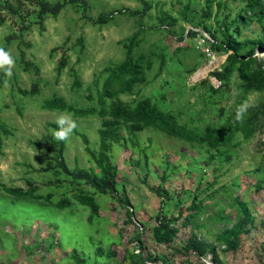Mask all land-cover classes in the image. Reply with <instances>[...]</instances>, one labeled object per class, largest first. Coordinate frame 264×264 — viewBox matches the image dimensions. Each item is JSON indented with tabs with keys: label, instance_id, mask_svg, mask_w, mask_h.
I'll use <instances>...</instances> for the list:
<instances>
[{
	"label": "rangeland",
	"instance_id": "rangeland-1",
	"mask_svg": "<svg viewBox=\"0 0 264 264\" xmlns=\"http://www.w3.org/2000/svg\"><path fill=\"white\" fill-rule=\"evenodd\" d=\"M144 2L147 6L140 0H66L56 18H46L43 30L29 18L8 19L0 27V45L13 57L10 73L3 71L5 65L0 68V126L8 131L0 128V264H74L73 249L89 264H129L127 252L139 251L164 258L168 264H211L210 257L184 252L191 232L213 243L225 264H264V116L252 136L245 139L238 131L219 151L169 138L151 128L138 134L135 149L121 123L111 136L105 119L98 115L78 117L42 108L53 96L77 109L98 108L105 69L124 60L125 45L135 35L134 55L146 58L145 84L135 87L137 93L119 98L131 103L149 97L160 109L173 113L179 123L206 137L221 135L235 107L237 80L232 77L228 88L212 87L210 73L220 68L226 54L212 53L207 34L193 28L180 13L188 5L191 16L198 19L205 9L204 0ZM242 5V0H215L207 25L212 30L221 28L225 17ZM161 13L176 19L171 32L160 23ZM99 16L110 18L98 23ZM245 22L240 27L242 38L263 35L253 21ZM23 26L28 29L21 32ZM192 28L197 33L190 37ZM9 36L14 37L7 42ZM257 56L264 62V53L258 51ZM61 57L65 64L59 73ZM33 87L32 95L20 92ZM262 98L252 93L246 105ZM60 118L75 123L63 153L69 168L100 174L76 131L86 136L87 146L114 174L115 192L99 194L76 186L65 174L43 171L53 165L41 147L44 139L59 140L56 130L46 125ZM139 150H144L146 159ZM28 182L35 194L51 195L52 203L64 199L70 205L58 210L44 201H13L3 190H27ZM149 188L164 191L163 198ZM77 190L89 191L96 207L77 203ZM122 198L128 199L131 222L119 204ZM237 203L245 204L253 220L240 235L238 249L228 251L216 235L238 219ZM160 209L161 220L174 233L167 244L154 238ZM97 249L114 252V257H100Z\"/></svg>",
	"mask_w": 264,
	"mask_h": 264
},
{
	"label": "trees",
	"instance_id": "trees-1",
	"mask_svg": "<svg viewBox=\"0 0 264 264\" xmlns=\"http://www.w3.org/2000/svg\"><path fill=\"white\" fill-rule=\"evenodd\" d=\"M66 1V0H65ZM65 1H56L51 3L47 0H0V27H2L8 19H20L25 21L27 18L31 22L39 25L44 29V22L47 17L56 18L65 5ZM142 1L146 6L147 3ZM243 5L235 13L229 14L222 22L221 28L212 30L206 21L212 14V6L215 0H204L205 9L201 12L199 18L191 16L189 6H185L180 12L184 20L193 28H200L207 34V44L212 53L221 52L226 54V58L220 68L215 69L210 73V77H216L222 82L221 87L228 88L231 78L235 77V84L238 90V96L235 102V107L231 112L228 121L234 123L229 124L218 137H206L204 134L198 133L195 128H190L186 123H179L176 116L160 109L149 97H141L133 100L131 103L124 102L119 98V95L134 94L135 87L138 84H145L143 61L146 60L143 55H134L135 35L129 39L125 45L124 60L112 67L105 69L107 73L106 79L102 85L101 92L98 94V108L77 109L70 105L62 97L53 96L51 99L43 102L42 108L49 111H60L72 113L78 117L88 115H98L105 119V125L109 135H113L118 131V124L121 123L125 129V134L132 148L139 147L138 134L147 128H151L169 137L182 140L184 142H197L206 144L210 148L219 151L223 146L231 142L234 133L240 131L245 139L249 138L256 132V124L261 116H264V62L257 56L259 51L264 53V33L260 38H242L240 36V27L246 25V19L253 21L262 31H264V0H242ZM110 16V15H109ZM109 16H99L97 22H106ZM190 16V17H188ZM109 17V18H108ZM159 21L164 27L171 32L175 27L176 19L170 15L161 13ZM162 28V26H161ZM190 29V37L196 35L194 29ZM28 26H23L20 31H26ZM14 36L6 38L7 42ZM65 64V58L61 57L57 71L60 73ZM150 63L147 66L150 67ZM0 64V68L3 67ZM26 66H30L29 64ZM193 71V70H192ZM202 83H207L203 80ZM212 89V87L210 88ZM23 94H34L32 91H20ZM213 92H216L213 90ZM252 93L261 94L263 98L255 105H248L242 119L236 118L237 110L247 103L248 96ZM109 99V100H107ZM48 128L56 131L60 129L59 123H48ZM65 127V126H64ZM0 128L5 133L3 124ZM75 135L82 139L85 144V150L93 159L96 168L100 170V174L89 173L85 170L74 168L71 169L67 165L63 153L65 151V141L56 140L52 136H47L44 139L42 149L47 154V160L52 161L53 165L46 166L43 171H52L54 175L60 173L65 174L71 182L76 186L84 185L88 189L95 190L99 194H105L108 191H116V181L113 173L105 169L101 158L95 154L88 145V139L84 134L75 131ZM146 159L144 150H139ZM29 188L23 190L21 188H6L3 190L14 200L29 199L33 201H44L52 207L62 210L70 205L67 200H60L56 203L51 202V195L41 196L35 194V188L28 182ZM150 192L163 198L164 191L159 189L149 188ZM78 194L74 195V199L82 207L94 209L96 207L95 199L86 190H77ZM15 198V199H14ZM127 215L128 221H132V213L129 210V202L127 198L119 199ZM161 205L163 201L161 200ZM239 208V217L230 228H225L216 235V241L224 244L225 249L237 250L239 247L240 235L247 232L246 225L251 223V217L247 207L243 203H237ZM156 226L154 228V238L158 243L167 244L173 238V230L168 222L161 220V209L155 217ZM185 253H193L198 258L206 259L210 257L212 264H225L218 255L217 248L213 243H208L191 232L188 243L183 248ZM97 254L100 257H114V252L104 253L97 249ZM129 264H168L164 258L152 257L151 255H143L141 251L127 252ZM71 260L74 264H89L87 259L80 255L75 249L72 250Z\"/></svg>",
	"mask_w": 264,
	"mask_h": 264
},
{
	"label": "clouds",
	"instance_id": "clouds-1",
	"mask_svg": "<svg viewBox=\"0 0 264 264\" xmlns=\"http://www.w3.org/2000/svg\"><path fill=\"white\" fill-rule=\"evenodd\" d=\"M12 61H13V57L9 54V51L3 47L2 45H0V64L5 65V67L3 68V71L6 73H10L12 70ZM247 108V105H242L236 112V118L242 119L243 118V114L245 112ZM59 125L61 126L60 129L58 131H56L55 135L56 138L59 140H64L68 137V135L71 133L72 129L75 128V123H70L65 120L64 118H60L58 120ZM65 124H69L68 127H64Z\"/></svg>",
	"mask_w": 264,
	"mask_h": 264
},
{
	"label": "built area",
	"instance_id": "built-area-1",
	"mask_svg": "<svg viewBox=\"0 0 264 264\" xmlns=\"http://www.w3.org/2000/svg\"><path fill=\"white\" fill-rule=\"evenodd\" d=\"M208 57L213 58L211 52H208ZM213 60H214V58H213ZM209 81H210V84L212 85V87L214 89H217V88L221 87V85H222V82L220 80H218L216 77L209 78Z\"/></svg>",
	"mask_w": 264,
	"mask_h": 264
},
{
	"label": "water",
	"instance_id": "water-1",
	"mask_svg": "<svg viewBox=\"0 0 264 264\" xmlns=\"http://www.w3.org/2000/svg\"><path fill=\"white\" fill-rule=\"evenodd\" d=\"M212 264V263H211Z\"/></svg>",
	"mask_w": 264,
	"mask_h": 264
}]
</instances>
